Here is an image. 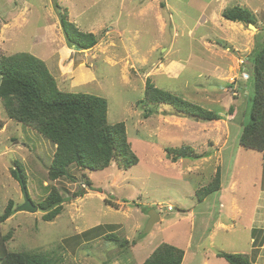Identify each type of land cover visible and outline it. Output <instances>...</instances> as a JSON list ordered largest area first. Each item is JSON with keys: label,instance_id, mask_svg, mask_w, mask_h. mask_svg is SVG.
I'll use <instances>...</instances> for the list:
<instances>
[{"label": "rangeland", "instance_id": "374dc122", "mask_svg": "<svg viewBox=\"0 0 264 264\" xmlns=\"http://www.w3.org/2000/svg\"><path fill=\"white\" fill-rule=\"evenodd\" d=\"M234 5L255 15L256 29L223 18ZM60 12L94 33L97 44L67 47ZM263 35L264 0H0V55L29 53L46 64L59 89L105 98L107 122L124 123L138 157L126 170L114 162L92 171L71 164L52 180L54 144L8 118L0 100V214L9 200L15 209L23 203L15 162L36 206L51 186L66 199L51 221L41 209H19L0 223V235L10 232L7 248L47 253L55 264H134L165 241L185 251L181 264H229L217 252L264 264V229L252 228L255 215L264 222V160L238 141ZM147 79L223 117L203 121L167 103H143ZM184 145L201 157L171 162L166 148ZM217 168L221 188L198 201L195 192ZM151 208L160 220L143 233ZM110 233L127 246L107 240Z\"/></svg>", "mask_w": 264, "mask_h": 264}, {"label": "trees", "instance_id": "16d2710c", "mask_svg": "<svg viewBox=\"0 0 264 264\" xmlns=\"http://www.w3.org/2000/svg\"><path fill=\"white\" fill-rule=\"evenodd\" d=\"M222 16L233 22L256 24L255 15L239 5L225 8ZM59 24L67 47L83 51L97 44L98 39L94 33L80 31L67 19L65 13H59ZM252 74L254 94L251 100L248 99L249 118L242 125L238 141L244 147L260 151L264 160V35L253 52ZM0 100L8 118L31 127L54 144L48 168V176L52 180L67 175V166L71 164L82 170L92 171L105 169L114 162L117 168L126 170L138 162L127 138L124 123L107 122L105 98L59 89L46 64L29 53L0 55ZM141 101L147 104L167 103L181 113V116L192 115L203 121L223 117L218 112L157 88L149 79L146 80ZM147 113L150 111L147 110ZM166 150L174 153L171 162L178 157H201L188 145ZM12 175L20 181L22 188L26 186L25 174L17 162L12 168ZM86 182L88 185L91 183L89 179ZM220 188V171L217 168L212 179L195 194L198 201H202ZM89 189H92L91 185ZM65 201L60 190L51 186L37 204L38 209L44 212L42 219L53 220L62 211ZM17 210L18 207L15 209L13 201L9 200L0 214V223ZM9 237L10 232L0 235V264H55V260L47 253L9 250L6 246ZM105 238L122 248L128 244L127 239H120L113 233L107 234ZM216 255L223 257L229 264H250L247 254L217 252ZM183 257L182 248L162 241L141 263L134 264H181Z\"/></svg>", "mask_w": 264, "mask_h": 264}, {"label": "water", "instance_id": "95a60500", "mask_svg": "<svg viewBox=\"0 0 264 264\" xmlns=\"http://www.w3.org/2000/svg\"><path fill=\"white\" fill-rule=\"evenodd\" d=\"M248 27H251L252 29H256L255 25L252 23H247ZM23 190V203L21 206L18 207V210L21 209L26 212H35L38 210V206H36L28 197L27 191L25 187L22 188ZM148 219L145 225V228L143 230V233H148L152 226L157 223L160 220L159 214L154 208L149 209L148 211Z\"/></svg>", "mask_w": 264, "mask_h": 264}, {"label": "crops", "instance_id": "0c3cea01", "mask_svg": "<svg viewBox=\"0 0 264 264\" xmlns=\"http://www.w3.org/2000/svg\"><path fill=\"white\" fill-rule=\"evenodd\" d=\"M264 192V191H263ZM258 217V221L257 220H255L256 218ZM255 224H252L253 226H252V228H257V229H264V222L263 221H261V219L259 218V216H257V215H255ZM254 241L255 240H252V237L250 238V243H251V247L253 246V244H254ZM184 255H185V251H184Z\"/></svg>", "mask_w": 264, "mask_h": 264}]
</instances>
